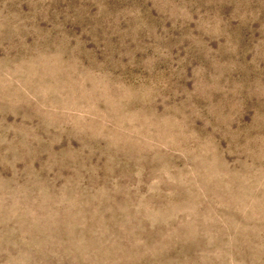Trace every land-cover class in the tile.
Returning <instances> with one entry per match:
<instances>
[{
  "label": "rangeland",
  "instance_id": "obj_1",
  "mask_svg": "<svg viewBox=\"0 0 264 264\" xmlns=\"http://www.w3.org/2000/svg\"><path fill=\"white\" fill-rule=\"evenodd\" d=\"M0 264H264V0H0Z\"/></svg>",
  "mask_w": 264,
  "mask_h": 264
}]
</instances>
